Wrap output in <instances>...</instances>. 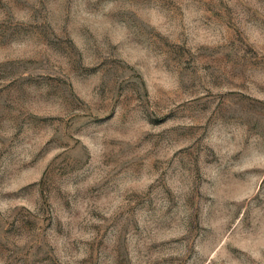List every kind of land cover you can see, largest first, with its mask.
I'll return each instance as SVG.
<instances>
[{
    "label": "rangeland",
    "instance_id": "374dc122",
    "mask_svg": "<svg viewBox=\"0 0 264 264\" xmlns=\"http://www.w3.org/2000/svg\"><path fill=\"white\" fill-rule=\"evenodd\" d=\"M0 264H264V0H0Z\"/></svg>",
    "mask_w": 264,
    "mask_h": 264
}]
</instances>
